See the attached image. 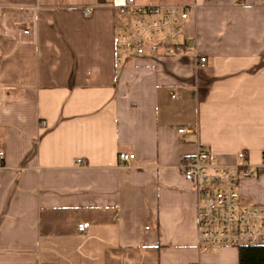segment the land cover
Returning <instances> with one entry per match:
<instances>
[{
  "label": "crops",
  "instance_id": "0c3cea01",
  "mask_svg": "<svg viewBox=\"0 0 264 264\" xmlns=\"http://www.w3.org/2000/svg\"><path fill=\"white\" fill-rule=\"evenodd\" d=\"M135 1L195 4L206 61L117 51L123 0H0V264H238L200 248L178 164L246 161L240 203L264 206V0Z\"/></svg>",
  "mask_w": 264,
  "mask_h": 264
},
{
  "label": "built area",
  "instance_id": "2783aa9c",
  "mask_svg": "<svg viewBox=\"0 0 264 264\" xmlns=\"http://www.w3.org/2000/svg\"><path fill=\"white\" fill-rule=\"evenodd\" d=\"M209 2L200 0L201 4ZM194 7L195 4L141 5L135 0H123L117 13L125 21L115 33L116 50L130 56H193L203 64L206 59L196 55L195 39L184 33V25ZM89 12L85 10L84 14ZM39 125L44 126L45 122L41 121ZM189 131L186 128L178 129L181 134ZM134 157L132 153H118L119 162L126 165ZM3 159L4 153L0 151V167ZM237 159L244 161L246 154L238 152ZM74 164L85 165L86 162L77 158ZM178 169L197 192L201 249L264 245V206L240 203L237 185L253 175L246 161L223 165L207 146H199L195 154L180 161ZM88 226V222L79 223L77 230L85 232Z\"/></svg>",
  "mask_w": 264,
  "mask_h": 264
},
{
  "label": "trees",
  "instance_id": "16d2710c",
  "mask_svg": "<svg viewBox=\"0 0 264 264\" xmlns=\"http://www.w3.org/2000/svg\"><path fill=\"white\" fill-rule=\"evenodd\" d=\"M238 264H264V245L238 246Z\"/></svg>",
  "mask_w": 264,
  "mask_h": 264
},
{
  "label": "rangeland",
  "instance_id": "374dc122",
  "mask_svg": "<svg viewBox=\"0 0 264 264\" xmlns=\"http://www.w3.org/2000/svg\"><path fill=\"white\" fill-rule=\"evenodd\" d=\"M151 1H153V2H158L159 0H151ZM168 2H177V1H179V0H167Z\"/></svg>",
  "mask_w": 264,
  "mask_h": 264
}]
</instances>
